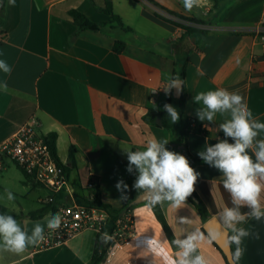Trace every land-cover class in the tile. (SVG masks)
Masks as SVG:
<instances>
[{"label":"crops","instance_id":"obj_1","mask_svg":"<svg viewBox=\"0 0 264 264\" xmlns=\"http://www.w3.org/2000/svg\"><path fill=\"white\" fill-rule=\"evenodd\" d=\"M106 1L15 0L9 4L7 0L0 25V60L12 71L10 75L0 71V145L36 118L44 135H56L57 158L69 170L67 197H84L92 181L103 203L116 210L133 205L135 235L124 243L104 241L106 254L100 264H165L164 254L172 256L175 250L150 202H139L144 194L133 187L136 173L126 171L124 151L144 150L147 141L155 137L167 139L169 150L186 156L185 146L179 145L168 129L147 118L151 111L164 110L169 95L164 89L170 86L175 68L180 71L176 64L185 61V115L191 124L194 121L187 141L192 157L201 159L198 152L206 142L224 139L219 125L229 118L217 114L211 123L199 121L195 110L201 105L194 103L193 97L200 92L218 88L238 92L253 118L264 123V41L260 35L264 0H222L217 7L211 0H202L192 11L184 8L182 0H110L130 31L107 27L77 32L69 12L77 10L93 22L108 21L109 17L96 9L103 8ZM165 19L207 34L186 35L182 27ZM117 41L125 44L121 54L114 52ZM153 89L159 93L151 102ZM256 139H264V132ZM248 151L252 155V149ZM193 168L200 174L195 191L210 218L222 222L223 208L232 204L221 173L207 164ZM22 176L17 180L24 195L15 196L28 201L29 209L21 208L19 214L12 215L31 233L29 222L37 220L27 215L43 206L40 200L47 192ZM120 179L128 185L123 193L116 188ZM122 194L126 199H121ZM261 203L264 205V194ZM160 205L175 238L197 231L202 236L197 253L208 264H226L203 233L200 214L188 200L180 205L168 201ZM183 219L187 222L180 223ZM237 227L250 233L240 245L243 255L235 257L238 264H264V218H249ZM227 230L231 240L234 233ZM97 235L95 230H86L57 248L39 251L30 245L20 254L0 251V264H88ZM231 245L235 256L237 245L232 240Z\"/></svg>","mask_w":264,"mask_h":264},{"label":"clouds","instance_id":"obj_2","mask_svg":"<svg viewBox=\"0 0 264 264\" xmlns=\"http://www.w3.org/2000/svg\"><path fill=\"white\" fill-rule=\"evenodd\" d=\"M182 2L187 11L202 5V0ZM14 3L15 0H9V4ZM0 71L10 75L12 69L6 61L0 60ZM172 88H180L178 78L170 81V86L164 89L165 94H169ZM193 102L201 105L195 110V115L201 122L211 123L217 114L229 115L219 125L224 139H218L214 144L206 142L198 155L205 164L221 173L223 188L230 194L232 207L225 206L220 216L223 224L234 233L231 240L237 245L235 257L239 259L244 252L240 247L242 240L250 233L237 225L249 218L257 221L264 218V205L261 203L264 194V139H256L264 132V123L253 118L243 96L238 92H229L224 88L208 90L195 95ZM163 107L171 124L178 123L181 118L178 109L167 103ZM168 143L167 139L158 140L153 137L147 141L144 150L124 151L128 160L126 171L129 174L136 173L133 187L138 193L146 195L153 205L165 201L173 205L185 202L195 191L200 175L185 155L169 150L166 147ZM249 149H252V155L249 154ZM116 188L123 193L128 185L120 179ZM5 193L7 201L15 200L12 191L5 189ZM121 199L126 197L122 194ZM243 208L248 211L242 212ZM186 222L184 219L180 221ZM61 224L60 213H49L45 223L36 222L29 233L13 215L0 213V251L20 254L28 246L44 241L45 228L54 232ZM107 239V234H104L102 240L106 242ZM201 239L202 236L197 231L174 239V255L164 254L165 264H208L205 257L197 253Z\"/></svg>","mask_w":264,"mask_h":264},{"label":"built area","instance_id":"obj_3","mask_svg":"<svg viewBox=\"0 0 264 264\" xmlns=\"http://www.w3.org/2000/svg\"><path fill=\"white\" fill-rule=\"evenodd\" d=\"M264 41V29L261 30ZM159 90L150 91V101L153 102ZM194 121H192V124ZM12 163L20 169L25 177L47 192V196L40 200L44 206L54 202V197L68 191V178L63 165H61L51 149L47 136L40 131V124L36 118H31L23 124L17 132L0 145V171ZM95 187L89 181L86 200L93 198L91 190ZM62 217L61 227L56 231L46 230L44 241L38 243L36 250L57 248L76 238L86 230H95L101 233L108 220L106 212L78 203V200L69 197L68 203L58 205L55 213ZM107 233H102V235ZM135 235L133 208L128 209L116 222L112 234H107L110 243H124Z\"/></svg>","mask_w":264,"mask_h":264},{"label":"trees","instance_id":"obj_4","mask_svg":"<svg viewBox=\"0 0 264 264\" xmlns=\"http://www.w3.org/2000/svg\"><path fill=\"white\" fill-rule=\"evenodd\" d=\"M211 1L214 3V7H217L219 2L222 0H211ZM0 3H1L0 25H2V14L6 10L7 0H0ZM96 9L99 12L108 16L109 17L108 21L93 22L86 15H84L83 13H81L77 10H71L69 12V15L72 17L74 24L77 27V32H81L84 30L100 31V30L107 28V27L108 28H120V29H123L125 31H130V29L124 25L122 19L117 14H115L114 9H113V4L111 3L110 0L106 1V4L103 8H97L96 7ZM178 17H180V16H178ZM180 18H182V17H180ZM182 19H186L190 22H194V23H198V24L202 23V21L194 19V18L188 19V18L183 17ZM165 20L172 23V24H175L179 27H182L184 29L186 35H188V34L192 35L194 33L207 34L206 31H203L200 29L181 26L180 24L176 23L172 19H165ZM124 49H125V44L123 42L117 41L115 43L114 52L116 54H121L124 51ZM176 66H180V71H179V73H177L176 68H175V71L173 72L172 79L178 78V79H181L182 81H184L186 61L183 62L182 64L178 63V64H176ZM186 94H187L186 88H185V85L183 84L182 94H181V97L179 99H175L173 97V88H172L168 97H167V100H166L167 104H171V105L175 104L179 113H180L181 118L179 120L178 130H176L174 127H172L171 122H170V118L167 116V113L164 110L162 112L151 111L147 118L153 125H157V119H161L162 126L166 129H168L173 134V136H175L179 145L183 144L185 146V154H186V157L188 158L190 165L192 167H194L196 165H206L201 159H197V158L192 157L189 154L188 149H187L188 137H189V134L193 131V127H192L190 120H188L187 116L185 115ZM199 132L204 134V135H208L207 132H204L201 130H199ZM47 140L51 146V149L55 155V158L57 159V161L61 165H63L59 161V159L57 158V155H56V135L51 134V135L47 136ZM70 159L72 161V164L74 165V149H71ZM63 168H64L65 172L68 174V171H69L68 168H66L64 165H63ZM91 193L93 196V198L91 200H86L83 197H80V198H78V203L82 204V205L96 207V208L106 212L108 215V220H107L106 224L103 226L101 233H99L97 235L93 255L91 257V260L88 262V264H100L101 261L103 260V257L106 254V247H107V246H105L104 240H102V236H103L102 233L112 234L115 230L116 222L123 216V214L128 209H132L133 205L130 204V205L126 206L124 210H116L112 206L105 204L100 200V193H99V190L96 186L91 190ZM187 200L197 209L203 223H205L208 219H210L208 208H207L206 204L203 202V200L199 197V195L197 194L196 191H194L187 198ZM68 202H69V197H67L64 193H60L59 195L54 197V202H52L51 204L46 205V206L43 205L37 211L29 213L27 215V218H29L31 220L42 219L43 217H45L49 213H55L58 205H60L62 203H68ZM149 205L152 208L155 217L157 218V220L162 225L173 250H175V246L172 243V241L176 238L173 235L171 229L169 228V225L165 219V216H164V213L162 211L160 203L153 205L150 202ZM0 213H6L5 209L0 207ZM202 231L207 236V238L209 239L211 244L217 249V251H219V253L223 257L226 264H238L234 254H233V262H228L224 256V254L222 253V251L210 239V237L208 236V234L205 232V230L203 228H202ZM230 242H231V240H230ZM107 244H109V243L107 242Z\"/></svg>","mask_w":264,"mask_h":264},{"label":"rangeland","instance_id":"obj_5","mask_svg":"<svg viewBox=\"0 0 264 264\" xmlns=\"http://www.w3.org/2000/svg\"><path fill=\"white\" fill-rule=\"evenodd\" d=\"M176 109V105H173ZM172 127H174L176 130H178L179 127V122L175 124H171ZM174 147V146H173ZM177 152V151H176ZM3 174L0 171V206L3 208L7 209L8 214H19L21 208L25 210L29 209L28 208V201L23 200V199H18L16 196L14 201H7L6 199V193L5 189H8L14 193V195H24V190L22 189V184L17 180V177H21L22 173L20 169H18L14 164H10L9 169L7 171H2ZM34 206V204L32 205ZM31 206V207H32ZM47 217V216H46ZM36 222H40L42 224L45 223V218L44 220H37V221H32L29 222V228L30 232ZM22 225V224H21ZM47 228H45L46 230Z\"/></svg>","mask_w":264,"mask_h":264},{"label":"water","instance_id":"obj_6","mask_svg":"<svg viewBox=\"0 0 264 264\" xmlns=\"http://www.w3.org/2000/svg\"><path fill=\"white\" fill-rule=\"evenodd\" d=\"M179 80L180 88H173V97L175 99H179L182 94L183 89V81ZM157 124L161 125V119H157ZM150 200L147 198L146 195L141 196L139 202H145ZM203 229L208 234L210 239L218 246V248L224 254L226 260L228 262H233V251L232 245L229 238V232L225 225L217 218L212 217L208 219L204 225Z\"/></svg>","mask_w":264,"mask_h":264}]
</instances>
